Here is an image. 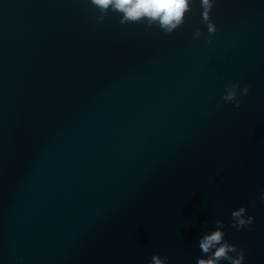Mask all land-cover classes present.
<instances>
[{
	"label": "water",
	"instance_id": "1",
	"mask_svg": "<svg viewBox=\"0 0 264 264\" xmlns=\"http://www.w3.org/2000/svg\"><path fill=\"white\" fill-rule=\"evenodd\" d=\"M201 13L0 0V264H196L216 220L264 264V0H214L211 36Z\"/></svg>",
	"mask_w": 264,
	"mask_h": 264
},
{
	"label": "clouds",
	"instance_id": "2",
	"mask_svg": "<svg viewBox=\"0 0 264 264\" xmlns=\"http://www.w3.org/2000/svg\"><path fill=\"white\" fill-rule=\"evenodd\" d=\"M91 5L100 13L96 17L97 22H103L109 12L120 15L121 24L147 22V26L156 25L165 34L173 33L182 26L186 20V14L191 11V0H90ZM214 0H200L202 8V19L207 25L209 35H214L216 26L212 22L210 13L212 11ZM201 32L197 30L194 33L199 38ZM208 43H212L209 39ZM238 83L227 87L223 99L226 102L236 101V107H239L237 100ZM248 87L241 91V95L248 93ZM264 198V197H262ZM246 208L240 207L231 213L233 223L232 227L240 230L253 222L252 216H246ZM215 230L210 234H205L199 240V248L207 258H198L196 264H221V261H228L229 264H243L245 253L243 249H238L236 245L229 244L225 240L223 221H214ZM235 255H231V254ZM168 257L160 258L159 255H153L150 264H166Z\"/></svg>",
	"mask_w": 264,
	"mask_h": 264
}]
</instances>
